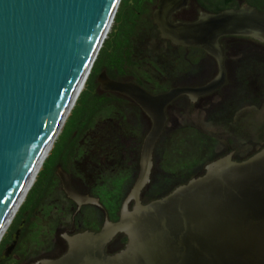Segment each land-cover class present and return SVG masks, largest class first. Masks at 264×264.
Instances as JSON below:
<instances>
[{
  "label": "water",
  "instance_id": "obj_1",
  "mask_svg": "<svg viewBox=\"0 0 264 264\" xmlns=\"http://www.w3.org/2000/svg\"><path fill=\"white\" fill-rule=\"evenodd\" d=\"M187 1H161L154 16L162 36L175 45L223 54V36L264 41V11L252 6L173 24L172 13ZM120 2L0 0V238L89 76ZM101 81L151 111L154 128L143 148L140 176L117 221L107 220L98 232L65 234L68 250L37 264H264V149L243 162L216 161L203 176L143 204L140 193L149 181L165 105L192 91L175 89L153 98L105 76ZM61 180L80 206L99 205L98 199L77 192L67 175ZM23 226L24 221L7 255ZM119 234L127 236L126 246L107 253Z\"/></svg>",
  "mask_w": 264,
  "mask_h": 264
},
{
  "label": "flooded vegetation",
  "instance_id": "obj_2",
  "mask_svg": "<svg viewBox=\"0 0 264 264\" xmlns=\"http://www.w3.org/2000/svg\"><path fill=\"white\" fill-rule=\"evenodd\" d=\"M126 1L121 0L114 26L87 77L88 84L107 41L116 33L114 48L95 77V98L86 121L70 141L53 176L74 216L55 233H45L35 213L24 216L13 228L10 241L4 244L12 229L3 240L0 264H37L43 259L58 258L68 250L65 234L98 232L107 220L115 222L120 218L124 202L140 176L143 148L154 122L151 111L132 95L106 89L101 81L104 76L139 88L153 98L175 89L192 91L177 95L165 105L166 121L152 150L149 181L140 193L143 204L203 176L216 161L230 157L243 162L264 149V41L251 36H223V54L175 45L162 36L154 17L160 2L169 0H129L128 14L124 11ZM262 4L263 0L245 5L235 4L234 0H188L185 7L172 13L171 22L193 23L203 14L244 6L264 11ZM76 168L80 174L85 172L84 177L71 175ZM62 174L67 175L77 192L98 199L99 205L80 206L71 200L63 189ZM93 176L99 183L92 192L75 185L86 188ZM124 186L127 190L117 207L113 205L115 195ZM134 205L131 200L128 208ZM86 208H91L88 214L82 211ZM23 221L17 243L7 255ZM127 242L126 235H117L107 246V253L121 251ZM52 251L56 252L51 254Z\"/></svg>",
  "mask_w": 264,
  "mask_h": 264
},
{
  "label": "rangeland",
  "instance_id": "obj_3",
  "mask_svg": "<svg viewBox=\"0 0 264 264\" xmlns=\"http://www.w3.org/2000/svg\"><path fill=\"white\" fill-rule=\"evenodd\" d=\"M250 1L252 2V0H234V3L245 5ZM262 5H264V0ZM130 8L131 3L129 0H127L124 6L125 14H128L130 12ZM112 26H114V23L112 24ZM117 26L120 27V24H118ZM115 41L116 33H114L107 41L104 51L102 53V57L95 65L94 74L91 81L88 84L86 82L87 86L85 85L79 98L77 99L72 110L70 111L69 116L67 117L62 129L56 137L52 150H50L47 158L45 159L42 167L40 168L36 176L33 186L29 190L25 201L22 203V205L24 206L17 221V224L19 223V221H21V218H23L24 216L34 215L35 213V217L37 218V221H40V227L45 230V233H47L49 230L55 233L56 229L60 225L65 226L66 223L71 222L74 213L70 208L69 200L60 188L58 179L56 177L53 178V176L55 174L57 166L62 160H64L66 156L67 147L70 144V141L79 132L80 127L84 123V119L86 121L87 111L93 104V100L95 98V77L104 63V58L108 57L112 52L115 45ZM71 172L72 176L77 174L79 176L82 175L83 177L85 173L81 172L82 174H80V171L77 168L75 170H72ZM122 174L123 172H120V175ZM89 182L91 185L86 188L79 186L76 183L75 185L79 189H84L88 192H92L91 189H94V187L99 183V181H95V176H93L92 180H90ZM126 190V186L118 188V191L115 195L116 199L113 202V205L119 207L122 204L123 200L121 197L124 196ZM82 211L87 213L91 211V208H86ZM11 225L6 230V233H4L5 235L1 240L0 246L5 237L7 236L9 230L11 229ZM16 227L17 226H15L14 229ZM13 231V229L10 231L9 235L6 237L4 244L10 241ZM50 240H52V238ZM53 243L54 242L51 241L49 244L52 245ZM55 252L56 251H52L51 254Z\"/></svg>",
  "mask_w": 264,
  "mask_h": 264
},
{
  "label": "bare ground",
  "instance_id": "obj_4",
  "mask_svg": "<svg viewBox=\"0 0 264 264\" xmlns=\"http://www.w3.org/2000/svg\"><path fill=\"white\" fill-rule=\"evenodd\" d=\"M86 80H87V79H86ZM85 82H86V81H85ZM84 84H85V83H84ZM83 87H84V85L81 87L80 92L82 91V88H83ZM79 95H80V93H79ZM79 95H78V97H79ZM76 97H77V96H76ZM78 97H77L76 99L72 100V103H71V105H70V110H68V113L66 114V117H65L64 121L62 122V124H61V126H60V128H59V131H58L57 134H56V137H57L58 133L60 132V130L62 129V127H63V125H64V123H65V121H66V119H67V117H68V115H69L71 109L73 108L75 102L77 101ZM56 137H55L54 139H56ZM53 143H54V142H53ZM52 145H53V144H52ZM52 145H50V147H49V149L47 150V153H46V155H45V158H44V160L42 161V164L39 166V168H38L36 174H35L34 177L32 178V180H31V182H30V185H29V187H28V189H27V191H26L24 197H23V198L21 199V201H20L19 208L21 207L22 203L25 201L26 196H27L29 190H30L31 187L33 186V183H34V181H35V179H36V176H37V174H38L40 168L42 167V165H43L45 159L47 158V156H48V154H49V152H50V150H51V148H52ZM18 210H19V209H18ZM10 224H11V223H10ZM10 224L8 225V227L10 226ZM8 227L5 229V232H6V230L8 229ZM5 232H4V233H5ZM4 233H3V235H4ZM3 235L1 236V238L3 237ZM1 238H0V240H1Z\"/></svg>",
  "mask_w": 264,
  "mask_h": 264
},
{
  "label": "trees",
  "instance_id": "obj_5",
  "mask_svg": "<svg viewBox=\"0 0 264 264\" xmlns=\"http://www.w3.org/2000/svg\"><path fill=\"white\" fill-rule=\"evenodd\" d=\"M225 7H227V6H225ZM23 206H24V205H22V207L20 208L19 212L17 213V215H16V217H15V219H14L12 225H11V226H12L11 229H13V228L16 226L17 221H18V219H19V216H20V214H21V212H22V210H23ZM11 229H10V230H11ZM10 230H9V231H10Z\"/></svg>",
  "mask_w": 264,
  "mask_h": 264
},
{
  "label": "snow or ice",
  "instance_id": "obj_6",
  "mask_svg": "<svg viewBox=\"0 0 264 264\" xmlns=\"http://www.w3.org/2000/svg\"><path fill=\"white\" fill-rule=\"evenodd\" d=\"M0 226H2V224H0Z\"/></svg>",
  "mask_w": 264,
  "mask_h": 264
}]
</instances>
